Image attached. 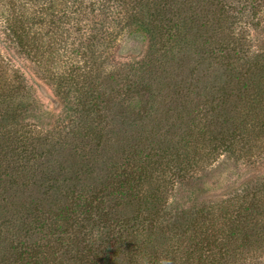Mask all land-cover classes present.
Here are the masks:
<instances>
[{
	"label": "trees",
	"instance_id": "trees-1",
	"mask_svg": "<svg viewBox=\"0 0 264 264\" xmlns=\"http://www.w3.org/2000/svg\"><path fill=\"white\" fill-rule=\"evenodd\" d=\"M0 11L21 50L50 53L58 98L73 103L56 135L42 131L21 108L19 71L0 69V264H248L264 250V175L221 200L194 187L222 156L255 168L264 154V50L250 39L264 0ZM134 35L146 49L121 61Z\"/></svg>",
	"mask_w": 264,
	"mask_h": 264
},
{
	"label": "rangeland",
	"instance_id": "rangeland-1",
	"mask_svg": "<svg viewBox=\"0 0 264 264\" xmlns=\"http://www.w3.org/2000/svg\"><path fill=\"white\" fill-rule=\"evenodd\" d=\"M5 17V14L0 11V69L8 67L19 71L23 81L22 100L25 101L22 102L21 108L32 114L31 120L38 123L42 131L56 135L65 123L69 122L71 113L69 107L73 103L65 98L61 102L58 98L57 86L52 80V72L47 59L50 58V53L37 48L33 49L32 53L37 51L36 58L34 53L30 54L26 50H21L8 35V30L5 28ZM261 24L250 31V39L255 50H264V18ZM121 43L123 50L117 53L121 61L139 57L146 49L142 36L134 35L130 39L124 37ZM55 54V59L61 61V64L66 63L67 58L70 57V51L62 49L56 51ZM254 159L257 160L255 168L246 166L244 160L236 164V159L222 156L208 169L206 168L207 170L204 169L197 173L200 179L194 186L197 190L195 195L201 199L204 197L206 200H221L231 195L237 188L243 189L246 185L249 191H255L258 188H256V181L264 175V154L259 157L255 156ZM174 188L172 201L174 198H181L182 194L187 195L186 191L190 187L185 185ZM247 262L248 264H264V250L249 257Z\"/></svg>",
	"mask_w": 264,
	"mask_h": 264
}]
</instances>
